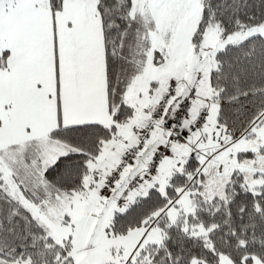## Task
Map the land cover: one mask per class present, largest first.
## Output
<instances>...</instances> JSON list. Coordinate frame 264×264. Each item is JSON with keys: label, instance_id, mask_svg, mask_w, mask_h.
Segmentation results:
<instances>
[{"label": "snow or ice", "instance_id": "1", "mask_svg": "<svg viewBox=\"0 0 264 264\" xmlns=\"http://www.w3.org/2000/svg\"><path fill=\"white\" fill-rule=\"evenodd\" d=\"M0 264H264V0H0Z\"/></svg>", "mask_w": 264, "mask_h": 264}]
</instances>
